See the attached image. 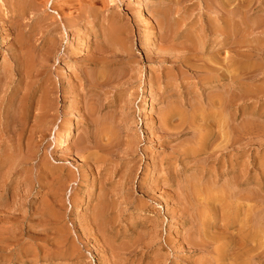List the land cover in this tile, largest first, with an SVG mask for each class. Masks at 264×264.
Here are the masks:
<instances>
[{"label":"rangeland","instance_id":"rangeland-1","mask_svg":"<svg viewBox=\"0 0 264 264\" xmlns=\"http://www.w3.org/2000/svg\"><path fill=\"white\" fill-rule=\"evenodd\" d=\"M217 1L0 0V264H264V0Z\"/></svg>","mask_w":264,"mask_h":264},{"label":"bare ground","instance_id":"bare-ground-1","mask_svg":"<svg viewBox=\"0 0 264 264\" xmlns=\"http://www.w3.org/2000/svg\"><path fill=\"white\" fill-rule=\"evenodd\" d=\"M56 1H57V0H56ZM215 1H216V0H215ZM218 1H219V0H218ZM218 1H217V2H218ZM40 2H41V4H42V1H40ZM40 2L37 3V0H27L26 2H25V1H21V0H12V4H11V6H12V8L15 10V12L17 13V14L15 13V14L18 15V17H19V16H21V13H23L24 10H26V9H27V10H28L29 8H30V9H33V10L36 9V8L38 9V7H39L38 5H40ZM44 2H45V1H44ZM44 2H43V3H44ZM226 2H227V1H226ZM226 2H225V3H226ZM10 3H11V2H10ZM48 3H49V2H47V4H48ZM45 4H46V3H45ZM45 4H44V5H45ZM219 4H220V2H219ZM221 4H222V2H221ZM48 5H49V4H48ZM50 5H51V4H50ZM91 5H92V4H91ZM205 5H206V4H205ZM37 6H38V7H37ZM55 6H57V5H55ZM138 6H139V8L141 9L142 5H141L140 3L138 4ZM217 6H218V4H217ZM42 7H43V6H42ZM47 7L49 8V6H47ZM47 7H46V9H47ZM61 7H63V6H61ZM61 7H60V8H61ZM218 7L220 8V6H218ZM223 7H224V6H223ZM39 8H40V7H39ZM44 8H45V7H44ZM63 8H64V7H63ZM63 8H62V9H63ZM86 8H87V7H86ZM221 8H222V7H221ZM226 8H227V7H226ZM50 9H51V10H50L49 14H53L54 12L57 13V11H56V9H55L54 7H50ZM65 9H66V8H65ZM140 9H139V10H140ZM33 10H32V11H33ZM38 10H39V9H38ZM47 10H48V9H47ZM29 11H30V10H29ZM32 11H31V12H32ZM62 11H63V10H62ZM228 11H229V10H228ZM34 12H35V11H34ZM38 12H39V11H38ZM38 12H36V13H38ZM71 12H72V11H71ZM29 13H30V12H29ZM15 14H14V15H15ZM30 15L33 16V14H31V13H30ZM36 15H37V14H36ZM37 16H38V15H37ZM13 17H14V16H13ZM33 17H34V16H33ZM47 18H50V19H48V20H51L52 17H50V16L48 15L47 17H44L43 19H44V20H47ZM18 19H19V18H18ZM60 19H61V20H65V19H63L62 17H60ZM15 21H16V20H15ZM17 21H18V23L20 22L19 20H17ZM17 21H16L15 23H17ZM65 21H66V20H65ZM46 22H47V21H46ZM46 22H44L43 24H45ZM58 22H59V21H58ZM51 23H52V21L49 22V24H51ZM23 24H24V23H23ZM43 24L40 25L41 27H40L39 25H38V26H39L40 28H42V26H44ZM108 24H109V22H108ZM111 24H112V23H111ZM18 26H19V24H18ZM22 26H23V25H22ZM25 26H26V25H25ZM29 26H30V25H29ZM34 26H36V24H35ZM53 26H54V25H53ZM39 27H37V28L39 29ZM44 29H45V28H44ZM47 29H49V28H47ZM47 29H46V30H47ZM111 29H112V28H111ZM230 29H231V28H230ZM28 30L32 31L31 28L28 29ZM42 30H43V29H42ZM16 31H17V30H16ZM30 31H29V32H30ZM35 31H36V30H35ZM40 31H41V30H40ZM48 31H49V30H48ZM111 31H112V30H111ZM111 31H110V32H111ZM33 32H34V31H33ZM116 32H117V30H114V31H112V32L110 33V38H111V39H113V37H114L113 35H115ZM19 33H21V31H19ZM230 33H231V30H230ZM31 34H32V33H31ZM41 34H42V33H41ZM47 34H48V33H47ZM5 35H8V34H5ZM18 35H19V34H18ZM224 35H225V34H224ZM16 36H17V35H16ZM16 36H15V37H16ZM19 36H20V35H19ZM228 36H229V35H228ZM230 36H231V35H230ZM230 36H229V37H230ZM4 37H5V36H4ZM106 37H107V36H106ZM229 37H228V38H229ZM7 38H8V37H7ZM7 38H5V39H7ZM157 38H158V36H157V31H156V29H155V28H151V30L149 31V36H148V39H149L150 43H153V44H154V42H156ZM224 38H225V37H224ZM231 38H232V36H231ZM5 39H3V40H5ZM32 39H33V38H32ZM46 39H47V38H46ZM19 40H20V39H18V41H19ZM108 40H109V39H108ZM228 40H230V39H228ZM226 41H227V40H226ZM33 42H34V41H33ZM51 42H52V41H51ZM227 42H228V41H227ZM40 43H41V42H40ZM42 43H43V42H42ZM53 43H54V42H53ZM21 44H22V42H21ZM23 45H25V44L23 43ZM34 45H35V44H34ZM190 46H191V45H190ZM23 47H24V46H23ZM27 47H28V45L25 46L24 48L27 49ZM29 47H30V46H29ZM51 47L53 48V46H51ZM49 48H50V46H48L47 50H48ZM52 48H51V50H53ZM114 48H115V47H114ZM22 49H23V48H22ZM230 50H231V49H230ZM44 51H45V50H44ZM48 51H49V50H48ZM48 51H47V53L49 54L51 51H50V52H48ZM120 51H121V50H120ZM28 53H29V52H28ZM47 53L45 52L44 54H47ZM255 53H256V52H255ZM18 54H20V53H18ZM25 54H26V53H25ZM48 54H47V56H49ZM18 57H19V56H18ZM18 57H17V58H18ZM23 57H25V56H23ZM23 57H22V58H23ZM28 57H29V56H28ZM43 57H45V55H44ZM49 57H50V56H49ZM19 58H21V57H19ZM45 58H46V57H45ZM45 58H42V60L45 61V60H44ZM47 58H48V57H47ZM16 60H17V59H16ZM20 60H21V59H20ZM42 60H40L41 63H43ZM47 60H48V59H47ZM223 60H224V59H223ZM24 61H25V59H24ZM21 63H22V62H20V64H21ZM25 63H26V62H25ZM44 63H45V62H44ZM17 64H18V63H17ZM28 64H30V63H28V61H27V65H28ZM22 65H23V64H22ZM30 65H31V64H30ZM30 65H29V66H30ZM90 65H91V64H90ZM92 65L95 67L96 62H93ZM41 66H43V65L41 64ZM38 67H39V66H38ZM94 67H93V68H94ZM253 71H254V70H253ZM38 73H39V72H38ZM42 75L44 76V74H42ZM42 75H41V76H42ZM41 76H40V77H41ZM257 76H258V75H257ZM255 77H256V76H255ZM262 90H264V89H262ZM224 95H225V94H224ZM251 96H252V95H251ZM225 97H226V96H225ZM226 98H227V97H226ZM148 102H149V101L146 99V100L143 102L141 109H145L146 107H148V106H149V103H148ZM205 114H206V113H205ZM181 115H182V114H181ZM220 116H221V115H220ZM163 117H164V116H163ZM179 117H180V116H179ZM142 122H143V119L141 120V123H142ZM236 123H237V122H236ZM227 126H228V125H227ZM224 127H225V126H224ZM255 127H256V126H255ZM225 128H226V127H225ZM228 128H229V127H228ZM227 130H228V129H227ZM214 131H215V130H214ZM223 132H224V131H223ZM225 133H226V132H225ZM177 134H178V133H177ZM226 134H227V133H226ZM226 134H225V135H226ZM192 137H193V136H192ZM222 137H223V136H222ZM109 138H110V137H109ZM227 138H228V135H227ZM69 139H70V134H69L68 131H66L61 137H59V139H58V143H57V144H58L59 146H63V145H65V144L68 142ZM190 139H191V138H190ZM224 139H225V143L227 144L226 141H228V140H226V138H224ZM228 139H229V138H228ZM222 141H223V140H222ZM213 142H214V141H213ZM219 143H220V142H219ZM225 143H224V144H225ZM224 146H225V145H224ZM230 146H231V145H230ZM63 148H64V147H63ZM189 180H190V179H189ZM192 181H193V179H192ZM208 182H209V181H208ZM221 183H222V182H221ZM193 184H194V183H193ZM196 186H197V184H196ZM196 186L194 185V186H192V187H195V189H197ZM224 187H225V186H224ZM226 187H227V186H226ZM215 188H216V187H215ZM215 188H214V189H215ZM195 189H194V188L192 189V190H193V193L195 192ZM230 189H231V188H230ZM196 191H197L196 193L198 194V189H197ZM230 191H231V190H230ZM203 193H204V192H203ZM223 193H224V192H223ZM204 194H205V193H204ZM199 195H200V194H199ZM199 195H198V196H199ZM206 195H207V194H206ZM227 195H228V193H227ZM200 196H201V195H200ZM196 197H197V196H196ZM213 197H214V196H213ZM247 197H248V196H247ZM251 197H252V196H251ZM256 198H257V197H256ZM215 200H216V199H215ZM228 202H229V201H228ZM192 204H193V203H192ZM225 206H226V205H225ZM235 206H236V205H235ZM238 207H239V206H238ZM195 210H196V209H195ZM244 212H245V211H244ZM204 215H205V214H204ZM203 217H204V216H203ZM243 217H244V216H243ZM206 218H207V217H206ZM208 218H209V217H208ZM258 219H259V218H258ZM203 220H204V219H203ZM240 220H242V219H240ZM194 221H195V220H194ZM206 223H207V222H206ZM255 223H256V222H255ZM202 224H203V223H202ZM257 224H258V223H257ZM209 225H210V224H209ZM258 225H259V224H258ZM260 226H261V225H260ZM208 229H209V228H208ZM201 230H202V228H201ZM205 230H206V229H205ZM190 231H191V230H190ZM195 231H196V230H195ZM262 232H264V231H262ZM208 233H209V232H208ZM232 234H233V233H232ZM195 235H196V233H195ZM204 235H205V234H204ZM203 237H204V236H203ZM235 237H236V236H235ZM207 238H208V237H207ZM208 239H209V238H208ZM257 239H258V237H257ZM196 240H197V239H196ZM205 241H206V240H205ZM256 241H257V240H256ZM213 242H214V241H213ZM207 244H208V243H207ZM221 244H222V243H221ZM188 245H189V244H188ZM214 245H215V244H214ZM216 245H217V244H216ZM257 245H258V244H257ZM212 246H213V245H212ZM217 246H218V245H217ZM221 246H222V245H221ZM190 247H191V246H190ZM228 247H229V246H228ZM213 248H214V247H212V249H213ZM220 249H221V248H220ZM213 251L216 252L215 249H213ZM256 251H257V250H256ZM225 252H226V251H225ZM227 252H228V251H227ZM261 252H262V251H261ZM217 253H218V252H217ZM223 253H224V251H223ZM227 254H228V253H227ZM209 255H211V254H209ZM219 255H221V254H219ZM215 256H216V255H215ZM210 257H211V256H210ZM210 257H209V258H210ZM211 258H212V257H211ZM213 259H214V258H213ZM211 261H212V260H211ZM228 262H229V261H228ZM242 263H243V262H242Z\"/></svg>","mask_w":264,"mask_h":264}]
</instances>
